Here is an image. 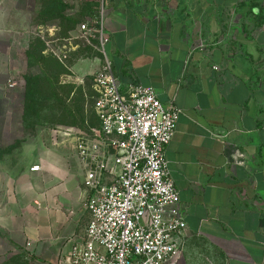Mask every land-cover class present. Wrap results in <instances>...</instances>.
Segmentation results:
<instances>
[{"label": "crops", "instance_id": "crops-1", "mask_svg": "<svg viewBox=\"0 0 264 264\" xmlns=\"http://www.w3.org/2000/svg\"><path fill=\"white\" fill-rule=\"evenodd\" d=\"M100 3L122 90L150 87L184 112L164 155L189 231L179 264H264V0H88L81 16L94 19ZM5 36L0 28V148L18 72ZM102 64L84 58L71 72L83 83ZM71 136L34 138L27 168L0 172V230L31 264H70L89 223Z\"/></svg>", "mask_w": 264, "mask_h": 264}, {"label": "built area", "instance_id": "built-area-1", "mask_svg": "<svg viewBox=\"0 0 264 264\" xmlns=\"http://www.w3.org/2000/svg\"><path fill=\"white\" fill-rule=\"evenodd\" d=\"M105 19L100 3L94 19L78 28L85 41L97 43L103 64L93 79L99 127L92 137L80 136L75 144L85 173L90 219L67 260L179 264L189 231L164 155L184 112L164 106L150 87L122 90L105 52Z\"/></svg>", "mask_w": 264, "mask_h": 264}, {"label": "rangeland", "instance_id": "rangeland-1", "mask_svg": "<svg viewBox=\"0 0 264 264\" xmlns=\"http://www.w3.org/2000/svg\"><path fill=\"white\" fill-rule=\"evenodd\" d=\"M87 2L0 0V28L9 30L4 39H10L18 62L17 85L9 92L14 128L0 148V172L25 170L29 162L23 145L51 130L69 133L75 141L92 137L99 127L93 79L80 83L71 72L84 58H102L97 43H88L78 31L80 24L93 20L81 16ZM0 264H31L2 230Z\"/></svg>", "mask_w": 264, "mask_h": 264}, {"label": "trees", "instance_id": "trees-1", "mask_svg": "<svg viewBox=\"0 0 264 264\" xmlns=\"http://www.w3.org/2000/svg\"><path fill=\"white\" fill-rule=\"evenodd\" d=\"M30 94H32V96H33V91H32V92L30 91ZM34 94H35V93H34ZM31 107H32V104H31Z\"/></svg>", "mask_w": 264, "mask_h": 264}]
</instances>
